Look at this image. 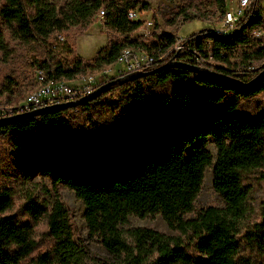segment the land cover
Masks as SVG:
<instances>
[{
    "label": "trees",
    "instance_id": "1",
    "mask_svg": "<svg viewBox=\"0 0 264 264\" xmlns=\"http://www.w3.org/2000/svg\"><path fill=\"white\" fill-rule=\"evenodd\" d=\"M207 2L222 20L228 0ZM102 5L97 0H70L62 6L49 0H4L0 18L19 37L43 46L34 67L45 76L44 83L72 82L91 75L89 72H100L114 64L124 49L142 50L158 58L173 45L178 29L156 34L147 43L143 38L130 39L142 26L140 20H128V13L138 3L109 2L103 10L104 28L124 40L108 36L107 45L91 62L74 58L65 63L59 57L64 48L59 51L48 40L69 27L86 30ZM213 12L198 10L193 16L181 8L173 13L171 22L180 17L184 23L200 21ZM263 30L264 0L262 5L254 2L232 31L202 29L189 37L195 49L211 51L219 64L216 72L248 83L263 69L252 66L264 59V43L256 35ZM233 59L239 62H231ZM144 80L149 85L143 86ZM170 84L171 98H159L157 110L142 109L155 88ZM130 85L124 97L107 98L116 89ZM262 94L264 76L241 87L168 68L116 83L81 105L0 125V139L7 140L14 168L25 181L34 176L50 178L54 187L62 184L75 194L84 205L89 235L98 238L119 264H259L240 258L237 226L247 196L245 181L251 176L264 181V107L255 108V113L243 110L246 102ZM93 107L100 108V113ZM77 112L88 117L92 131L87 135L74 134L71 141L54 145L37 135L40 130L68 125L67 118ZM209 140L215 148L213 162L206 149ZM208 167L212 188L225 207H207L188 219L186 216L195 212L194 203ZM11 206L10 189L0 188V213ZM24 207L33 221H46L51 247L34 256L37 246L30 223L15 215L0 216V264H94L83 244L73 238L69 210L58 196H54L49 210L32 198ZM154 215H160L177 234L167 236L141 227L122 230L129 216ZM263 233L264 213L262 223L247 238L259 247L264 243Z\"/></svg>",
    "mask_w": 264,
    "mask_h": 264
},
{
    "label": "rangeland",
    "instance_id": "2",
    "mask_svg": "<svg viewBox=\"0 0 264 264\" xmlns=\"http://www.w3.org/2000/svg\"><path fill=\"white\" fill-rule=\"evenodd\" d=\"M70 0H49L56 6L68 4ZM102 3L100 10H104V5L109 2L123 4L128 1H136L134 12L138 14L136 20L142 22V26L134 32L130 39L143 38L145 42L154 40V36L162 32L174 33L176 36L187 38L190 35L201 31L202 29H215L221 25V15L214 14L213 9L208 5L207 0H97ZM235 2V0H233ZM256 5H262L263 0H255ZM229 3V0H228ZM4 0H0V7ZM146 7V9H144ZM184 8L188 14L197 16V11L208 12L206 17L199 20L183 22L180 17L174 22L172 16L174 12ZM99 10V11H100ZM98 11V12H99ZM94 22L84 31L80 32L78 27H69L65 31H58L52 34L48 42L55 44L57 49L64 48L59 57L65 63H70L74 58H79L84 62H91L95 54L108 43V36L118 41L124 38L106 30L102 19L97 14ZM151 24V26H150ZM0 104L1 106H16L21 103L25 97L35 89L36 69L34 62L39 56L43 46L37 44L32 39L21 38L0 18ZM257 38L264 43V30L257 33ZM142 51V50H140ZM231 62H239L233 59ZM253 68L258 69L264 66L262 61L254 62ZM107 68V67H106ZM105 68V69H106ZM104 71V70H102ZM89 72L97 77L98 82L102 76L101 72ZM111 75V74H109ZM79 79V78H78ZM78 79L70 82L72 85L78 84ZM149 79V78H148ZM109 82V81H108ZM107 83V81H106ZM143 86L149 85L148 81L141 82ZM105 84V83H104ZM130 86H122L109 94V100H118L125 95ZM173 85L170 84L164 89L155 88L152 94L147 98L143 110H157L159 108L158 100L164 96L171 98ZM10 98L8 103L7 100ZM131 107L135 108L133 101H129ZM245 110L248 113H255V108L264 107V95H259L245 103ZM95 108V107H93ZM96 113H100V108H95ZM109 113L108 111H105ZM102 112V114H106ZM88 117L85 112L72 113L67 118L68 125L58 126L46 130H40L37 135L44 139L47 144H58L60 142H69L73 135H87L92 131L87 122ZM211 155L212 162L215 159V148L211 140L206 147ZM247 196L242 207V218L237 226V240L240 244V258L252 259L259 264H264V243L259 247L256 243L249 241L247 235L254 230V227L263 221L264 213V181L256 176H251L245 183ZM8 188L12 193V206L0 216L15 215L18 219L28 221L31 225L33 238L36 242L34 256L45 252L51 247V240L47 237V225L43 218L33 221L25 210V204L29 198L42 206L51 208L54 196H58L69 210V223L73 238L80 241L85 247L88 255L92 257L94 264H119L112 255L101 245L100 240L91 237L87 231L84 221V205L78 200L75 194L62 184L53 186L50 178L34 176L29 181H25L14 168L12 151L6 139H0V188ZM207 207L224 208L225 203L222 198L214 192L212 188L211 168L204 171L201 190L195 200V212L186 216L188 219L196 217V213ZM148 228L167 236H173L177 233L170 230L160 215L146 216L139 218L129 216L122 230L127 228ZM262 234V233H260ZM264 234V233H263ZM264 239V235H262ZM28 263V261H26Z\"/></svg>",
    "mask_w": 264,
    "mask_h": 264
},
{
    "label": "built area",
    "instance_id": "3",
    "mask_svg": "<svg viewBox=\"0 0 264 264\" xmlns=\"http://www.w3.org/2000/svg\"><path fill=\"white\" fill-rule=\"evenodd\" d=\"M254 1L235 0L233 2V0H229L228 8L221 20V25L215 28V30L220 33L232 31L239 20L251 8ZM97 16L102 19L104 11L100 10ZM137 17L138 14L134 11L128 13V20L130 21L136 20ZM193 45L194 42L190 37L182 39L176 36L173 45L158 58H155L152 54L145 51L124 49L121 51L115 63L101 72V78L99 75L100 82H98L96 76L87 75L80 77L77 85H72L70 82L65 81L44 83L45 76L41 72H37V86L21 103L16 106H1L0 104V119L28 113L46 106L78 100L90 95L96 88L106 83V81L108 82L129 74L145 71L148 67L167 60L174 61L175 59H179V62L190 63L194 66L211 70L219 66L213 59V55L208 48L204 50V54L200 50L195 49Z\"/></svg>",
    "mask_w": 264,
    "mask_h": 264
},
{
    "label": "water",
    "instance_id": "4",
    "mask_svg": "<svg viewBox=\"0 0 264 264\" xmlns=\"http://www.w3.org/2000/svg\"><path fill=\"white\" fill-rule=\"evenodd\" d=\"M168 68L188 70L190 72H194V73L200 74L202 76H207L209 78H213V79L220 80V81H223V82L233 83V84H236V85L241 86V87H247V86H249L251 84H254V83L259 81L264 76V66H263V69L261 70V72L256 77H254L248 83H243V82H241V81H239L237 79H234V78H231V77H229L227 75H224V74H221L219 72H216L215 70H211V69H208V68H201V67H198V66H194V65H190V64H186V63H181V62L167 61L163 65L155 68L154 70H152L150 72L140 71V72H136V73H133V74L126 75V76L118 78V79L111 80V81H109V82H107L105 84H102L98 88H96L90 95H88L86 97H83V98H80L78 100L65 102V103H61V104H58V105L46 106V107H43V108H39V109L30 111L28 113L14 115V116H10V117H7V118L0 119V125L19 120L21 118L36 117V116H39L41 114H44V113H47V112H50V111H53V110H56V109H61V108H67V107H73V106L81 105L82 103L91 101V100L95 99L96 97L100 96L102 93H105L106 91H108V89L111 86H113L116 83L124 84V83H127V82H131V81L140 79L142 77H146L148 75H151L153 73H156V72H158L160 70L168 69Z\"/></svg>",
    "mask_w": 264,
    "mask_h": 264
}]
</instances>
